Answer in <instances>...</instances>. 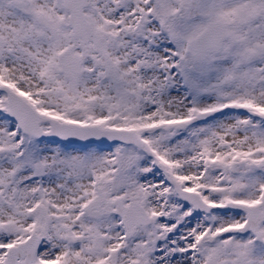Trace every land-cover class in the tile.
Listing matches in <instances>:
<instances>
[{
	"label": "snow or ice",
	"instance_id": "1",
	"mask_svg": "<svg viewBox=\"0 0 264 264\" xmlns=\"http://www.w3.org/2000/svg\"><path fill=\"white\" fill-rule=\"evenodd\" d=\"M0 264H264V0H0Z\"/></svg>",
	"mask_w": 264,
	"mask_h": 264
}]
</instances>
